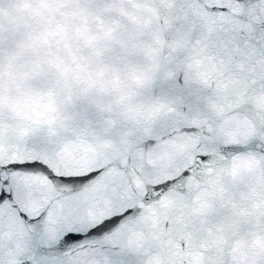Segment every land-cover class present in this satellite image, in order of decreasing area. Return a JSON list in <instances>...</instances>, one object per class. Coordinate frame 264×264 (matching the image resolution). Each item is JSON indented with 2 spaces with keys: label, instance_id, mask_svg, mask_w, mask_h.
<instances>
[{
  "label": "snow or ice",
  "instance_id": "6c2138e0",
  "mask_svg": "<svg viewBox=\"0 0 264 264\" xmlns=\"http://www.w3.org/2000/svg\"><path fill=\"white\" fill-rule=\"evenodd\" d=\"M0 264H264V0H0Z\"/></svg>",
  "mask_w": 264,
  "mask_h": 264
}]
</instances>
